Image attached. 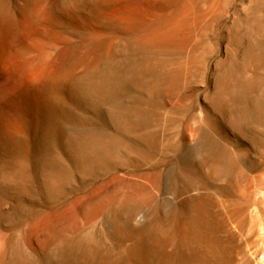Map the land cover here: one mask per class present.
Instances as JSON below:
<instances>
[{"label":"rangeland","instance_id":"1","mask_svg":"<svg viewBox=\"0 0 264 264\" xmlns=\"http://www.w3.org/2000/svg\"><path fill=\"white\" fill-rule=\"evenodd\" d=\"M263 253L264 0H0V264Z\"/></svg>","mask_w":264,"mask_h":264},{"label":"bare ground","instance_id":"2","mask_svg":"<svg viewBox=\"0 0 264 264\" xmlns=\"http://www.w3.org/2000/svg\"><path fill=\"white\" fill-rule=\"evenodd\" d=\"M248 13V12H247ZM254 13V12H253ZM252 13V14H253ZM246 14V13H245ZM252 16V15H251ZM245 18H246V16H245ZM247 20V19H246ZM234 52V51H233ZM235 53V52H234ZM227 61H228V58H227ZM44 92V91H43ZM43 102H44V100H43ZM42 103V102H41ZM46 105V104H45ZM44 106V105H43ZM43 106H42V108H43ZM44 109V108H43ZM46 109V108H45ZM44 109V110H45ZM45 116V115H44ZM53 120V119H52ZM43 126V125H42ZM44 128V127H43ZM119 129V128H118ZM65 143V142H64ZM87 147V146H86ZM44 148V147H43ZM90 148V147H89ZM82 149H83V147H82ZM72 150V149H71ZM88 151V150H87ZM15 158V157H14ZM13 158V159H14ZM23 158V157H22ZM83 158V157H82ZM23 160V159H22ZM53 160V159H52ZM56 160H57V157H56ZM72 160V159H71ZM79 160V159H78ZM77 160V161H78ZM85 161H86V159H85ZM77 163V162H76ZM78 163H80V162H78ZM16 164V163H15ZM20 164H23V163H20ZM94 164V163H93ZM114 164V163H113ZM17 165V164H16ZM50 172V171H49ZM63 173V172H62ZM83 173V172H82ZM81 173V174H82ZM95 173V172H94ZM50 174V173H49ZM52 174V173H51ZM58 174V173H57ZM84 174V173H83ZM97 174V173H96ZM85 175V174H84ZM59 176V175H58ZM61 176V175H60ZM82 178V177H81ZM48 179V178H47ZM58 179V178H57ZM58 182V181H57ZM44 189V188H43ZM46 192V191H45ZM170 201H172V200H170ZM166 206V205H165ZM144 212V211H143ZM144 214V213H143ZM148 215V214H147ZM142 217V216H141ZM146 217V216H145ZM131 218V217H130ZM143 218H144V216L142 217V218H140V220H139V222H142L143 221ZM138 219V218H137ZM136 220V219H135ZM136 222H137V220H136ZM139 226V225H138ZM148 231V230H147ZM149 232V231H148ZM147 233V232H146ZM140 234V233H139ZM149 234V233H148ZM237 234V233H236ZM144 239H147L146 237L144 238ZM150 240V239H149ZM148 241V240H147ZM152 242V247H148V249L147 250H149V248H151V250H150V253L152 254V257L153 256H156V257H159L160 256V253H158L159 252V250H158V252L156 251V248H155V241L153 240V241H151ZM155 248V249H154ZM150 253H147V255L150 257L151 255H150ZM162 256V255H161ZM166 257V256H165ZM147 258V257H146ZM263 258H264V253H263V257L261 258V260H263ZM153 259V258H152ZM161 259V258H160ZM165 259V258H164ZM141 260H148V259H143V258H141ZM153 261V263L155 264V260H152ZM152 261L150 260V262L152 263ZM156 261H157V259H156ZM158 261H159V259H158ZM144 263H145V261H143ZM142 262V263H143ZM149 262V261H148ZM160 262V261H159ZM158 263V262H157ZM148 264V263H147ZM159 264V263H158ZM258 264H260V263H258Z\"/></svg>","mask_w":264,"mask_h":264}]
</instances>
